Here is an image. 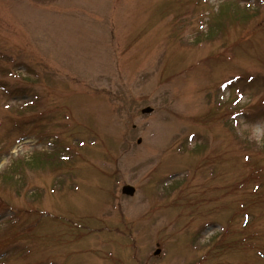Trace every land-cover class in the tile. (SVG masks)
<instances>
[{"label":"rangeland","instance_id":"1","mask_svg":"<svg viewBox=\"0 0 264 264\" xmlns=\"http://www.w3.org/2000/svg\"><path fill=\"white\" fill-rule=\"evenodd\" d=\"M0 264H264V0H0Z\"/></svg>","mask_w":264,"mask_h":264},{"label":"water","instance_id":"2","mask_svg":"<svg viewBox=\"0 0 264 264\" xmlns=\"http://www.w3.org/2000/svg\"><path fill=\"white\" fill-rule=\"evenodd\" d=\"M143 114H148L151 112V109L150 108H145L141 111ZM139 142V141H138ZM134 188L131 187V186H124L122 187V190L121 192L127 196H132L134 194Z\"/></svg>","mask_w":264,"mask_h":264},{"label":"trees","instance_id":"3","mask_svg":"<svg viewBox=\"0 0 264 264\" xmlns=\"http://www.w3.org/2000/svg\"><path fill=\"white\" fill-rule=\"evenodd\" d=\"M260 168H261V167L257 168L256 170H258V172H260V171H261V169H262V168H261V169H260ZM259 170H260V171H259ZM261 174H262V173H261Z\"/></svg>","mask_w":264,"mask_h":264}]
</instances>
